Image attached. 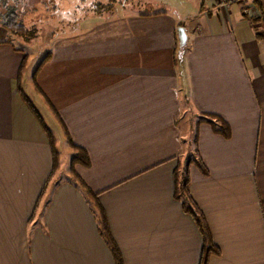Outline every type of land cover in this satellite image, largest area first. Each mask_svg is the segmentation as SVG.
Here are the masks:
<instances>
[{"label":"crops","instance_id":"obj_1","mask_svg":"<svg viewBox=\"0 0 264 264\" xmlns=\"http://www.w3.org/2000/svg\"><path fill=\"white\" fill-rule=\"evenodd\" d=\"M202 1L187 17L78 16L29 76L27 53L0 25V264H114L69 171L51 186L57 170L25 85L85 152L88 167L73 172L96 195L122 264L199 263L201 237L172 178L193 133L204 174L189 168V193L218 250L207 264H264V36L250 0ZM199 114L222 120L229 137L194 127Z\"/></svg>","mask_w":264,"mask_h":264},{"label":"rangeland","instance_id":"obj_2","mask_svg":"<svg viewBox=\"0 0 264 264\" xmlns=\"http://www.w3.org/2000/svg\"><path fill=\"white\" fill-rule=\"evenodd\" d=\"M155 1H160L159 3L162 6L150 5L149 0H0V15L10 10L16 11L19 22H22L27 29L22 35L9 32V35H11L9 40L27 53L28 63H26L25 71L26 75L29 76L32 74L36 64L40 62V59L51 52V48L54 45H57L62 38L66 39L73 35L81 22L80 18L77 17L87 15L91 6L94 7L96 4L101 5L100 7L107 6L111 9L107 13L115 14L119 11L121 12L122 9L132 13L166 11L173 17L178 18V15L187 17L194 14L201 4V0ZM202 3L209 5L210 0L202 1ZM104 12L106 13V11ZM258 16L259 14L254 10L252 18L258 20L256 19ZM258 23L259 27L257 30L264 36V20H258ZM249 31L253 33L252 30L249 29ZM28 88L26 85L23 88L24 95H26L28 102L38 108L42 122L55 143L58 169L56 177L51 181L52 186L57 180L61 181L67 178L72 152L45 105L41 103L40 97L35 96ZM25 103L27 105V102ZM27 107L29 108L28 105ZM183 123L184 121H179L180 128L184 127ZM189 138L191 139V136Z\"/></svg>","mask_w":264,"mask_h":264},{"label":"trees","instance_id":"obj_3","mask_svg":"<svg viewBox=\"0 0 264 264\" xmlns=\"http://www.w3.org/2000/svg\"><path fill=\"white\" fill-rule=\"evenodd\" d=\"M250 3L254 7V10H256L257 13L259 14V16L256 19L263 21L264 14L261 10L259 1L250 0ZM100 6L101 5L99 4H96L94 7L91 6L89 8V12L100 14L101 11L110 10V8L107 6H102V7ZM16 13H17L16 11L10 10L6 13L1 14L0 15V25L6 28V30L10 32L17 33L18 35H22L24 32L27 31V29L22 22H19V19ZM184 53H185V46H183L182 48H179V47L176 48L175 53H174V58H173V64L175 66L176 65L178 66V61L181 59ZM44 58L45 57H43L40 60V63L37 64V67L44 62ZM25 63H26V60L24 59L23 62L19 66L18 75H17V87L16 88L20 92H21V89H20L21 87L19 84V78H20V75L23 73ZM34 86H35V89L38 90L37 89L38 87H36V85ZM22 96L24 97L27 104L33 109V111L35 112L34 114H36L37 116L36 110L27 101L26 95L22 93ZM54 118H55L56 124L58 125V128L60 129L62 133V136L65 139V142L67 143L68 146H70L71 152H72V155L69 160V173H68L69 181L73 185H75L78 189H80V191L82 192L83 198L88 204L91 214L95 220L97 232L99 236L101 237V240L103 241V243L108 248L111 254L113 263L122 264L120 254L116 246L114 245L111 239V236L109 234L104 212L96 202V195L91 194L89 190L83 185V183L76 177V175L73 172V166L75 164L80 165L84 168H87L89 164L88 158L83 150L71 145L70 139L68 138L67 133L65 132L61 122L58 120V118H56L55 115H54ZM40 122L42 121L40 120ZM200 123L208 124L215 134H218L225 139L229 137L228 126L222 120H220L219 118L213 115L199 114L196 117V120L193 125L194 127H196ZM42 125H43L42 127L45 130L46 138L48 140V144L50 148V153H51V170H50L51 172L50 174H52L58 168V156H57V152L55 149L54 139L48 133L47 129L45 128V125L43 123ZM190 167H195L196 169L201 171V173L204 174V170L202 169L201 163L197 159V156H196V135L195 133H193L191 139L188 140V146L186 149V153L173 171V176H172L173 178V199L179 203L182 212L190 216L191 219L193 220L199 232V235L201 237V241H202L201 255H200L198 264H207L208 258L210 256L217 255L218 250L211 241L209 230H208L204 217L202 216V214L200 213L199 209L197 208V206L195 205V203L193 202L190 196V193H189V168ZM52 186H55V184H53Z\"/></svg>","mask_w":264,"mask_h":264},{"label":"built area","instance_id":"obj_4","mask_svg":"<svg viewBox=\"0 0 264 264\" xmlns=\"http://www.w3.org/2000/svg\"><path fill=\"white\" fill-rule=\"evenodd\" d=\"M259 1V4H260V7H261V10L264 14V0H258ZM247 0H218L217 2V6H220V7H228L230 6L231 4L233 3H243V4H246ZM249 13V10L248 8L246 10H244V14H247Z\"/></svg>","mask_w":264,"mask_h":264},{"label":"water","instance_id":"obj_5","mask_svg":"<svg viewBox=\"0 0 264 264\" xmlns=\"http://www.w3.org/2000/svg\"><path fill=\"white\" fill-rule=\"evenodd\" d=\"M176 36H177V46L179 48L185 46L186 37L183 28L180 27L177 28Z\"/></svg>","mask_w":264,"mask_h":264}]
</instances>
